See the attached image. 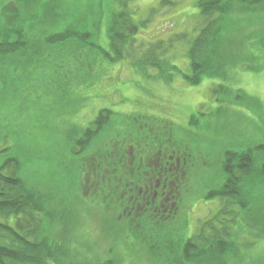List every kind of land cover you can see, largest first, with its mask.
Returning a JSON list of instances; mask_svg holds the SVG:
<instances>
[{
  "label": "trees",
  "instance_id": "1",
  "mask_svg": "<svg viewBox=\"0 0 264 264\" xmlns=\"http://www.w3.org/2000/svg\"><path fill=\"white\" fill-rule=\"evenodd\" d=\"M45 1H36V7L54 0ZM19 3L22 0L8 3L2 14L9 17L6 21L16 23L12 29L16 32L24 23L23 19L16 20L25 18L27 12ZM98 3L102 13L103 3ZM197 8L201 24L187 43L185 70L166 56L175 47V40L182 38L173 36L154 43L135 41L137 24L131 21L130 14L112 7L107 19V46L94 39L102 19L98 14L91 18L92 29H84L86 20L78 18L75 26L67 25L59 33L48 34L43 41L57 44L66 33L70 34L67 40L74 46L55 47L53 53L56 51L63 58L67 52L65 59H73L70 61L76 68V79L90 72L86 80L92 72L96 73L101 65L98 57L104 58L106 64L130 59L131 67L147 78L146 70L154 69V79L169 81L176 74L189 85L199 84L204 77L227 80L233 77L236 66L243 64L246 70L260 71V64L254 61L258 54L264 55L263 28L254 40L258 43H251L230 35L223 22L236 14L264 12V0H197ZM22 40L25 39L20 43L18 39L8 40L4 48L11 49L12 43L26 48ZM131 49L135 54H129ZM170 57L174 59L175 55ZM220 92L231 95L228 102L239 106L242 102L235 99L243 95L251 103L255 101L224 84L212 89L215 95ZM113 114L110 108H101L92 123L70 135L66 146L60 147L62 159L59 158L57 172L64 168L59 165L68 161L69 166L74 164L73 177L68 175V167V176L61 182L48 174L45 177L15 156L0 163V264H125L129 258V263L138 264L144 261V251L152 250L153 244L160 242L176 244L173 264H243L247 256L252 258L258 244L264 246V144L226 149L213 162L202 156L191 158H202L198 166L203 172L207 170L202 198H217L221 204L216 213L202 222L198 234L182 238V230L175 228L174 223L176 208L181 205L190 178L189 165L186 169L188 150L200 155L203 146L191 148L185 142L195 143L197 137L191 131L180 130L169 119L142 114L118 120ZM197 122L196 115H192L190 125ZM180 132L182 136L178 135ZM80 187L89 194H82ZM85 201L102 206L106 213H100L106 216L99 220L102 225L92 234L82 231L84 225L79 227L80 220L88 221L90 214L80 209ZM165 209L169 219L161 213ZM155 224H160L158 230ZM240 236L250 239L251 245L244 247ZM100 240L105 243L100 244ZM254 262L264 264V255Z\"/></svg>",
  "mask_w": 264,
  "mask_h": 264
},
{
  "label": "rangeland",
  "instance_id": "2",
  "mask_svg": "<svg viewBox=\"0 0 264 264\" xmlns=\"http://www.w3.org/2000/svg\"><path fill=\"white\" fill-rule=\"evenodd\" d=\"M29 1L34 3H26L25 0L19 3L27 12L25 18L15 19L17 22L24 20L20 32H16L12 30L16 23L12 24L10 20L7 22L6 18L9 17L2 15L8 8L6 5L15 0H0V40L3 42L0 45V163L7 157L15 156L45 177L48 174L61 182L63 178L66 179L67 167L70 171L68 175L74 176V164L69 166L68 161L62 162L64 165L59 166L64 168L58 171L60 174L57 172L61 158L60 147L66 146L65 141L70 135L77 134L79 129L92 123L101 108H110L115 113L113 117L118 120H128L129 117L142 114L169 119L180 130L191 131L197 137L195 143L184 141L191 148H204L200 155L194 150H188L190 156L187 157L186 169L189 165L190 178L187 179L181 205L176 208L174 223L175 228L182 230V238L198 234L199 226L216 213L221 201L217 198H202L207 187L205 182L208 178L204 176L207 170L203 172L198 166L202 158L196 161L191 158L202 156L208 162H213L226 149L264 144V55L258 54V59L254 61L260 64V71L246 70L243 64L236 66L232 78L223 80L204 77L197 85L186 84L176 74L169 81L159 77L154 79V69L146 70L145 75L149 74L147 78L131 67L130 59L110 65L102 57H98L101 65L96 73L92 72L86 80L90 72L76 79V68L71 66L70 61L73 59H65L68 58L67 52L63 53L64 62H61L63 58H59L56 51L53 53L55 47L74 46L72 41L67 40L70 34L66 33L65 38L58 40L57 44L47 39L44 42L45 36L59 33L67 25L75 26L78 18L86 20L84 29H92L94 21L91 18L99 15L102 19L94 31V39L104 47L108 41L109 12L112 9L124 10L139 27L134 35L135 41L154 43L166 41L173 36L182 38L175 40V47L166 56L169 55L171 61L185 70L186 47L198 33L201 24L197 0H100L103 3L102 13L99 11L98 0H54L53 3L47 0L49 2L45 1L43 7H36V1L42 0ZM236 15L226 18L223 27L230 30V35L234 34L238 40L257 42L254 40L259 37L258 33L264 31V12ZM23 38L25 40H22V45L27 44L28 48L13 43L11 49L4 48L8 46V40L13 42L18 39L20 43ZM62 41L65 43L60 44ZM87 50L93 55L90 48ZM171 54L175 55L174 59L170 57ZM91 55L88 53L87 58L90 59ZM104 66H107L108 71ZM93 74L94 78L91 79ZM220 84L241 94L245 93L255 101L251 103L243 95L235 99L239 104L242 102V106L229 103L231 95L212 93V89ZM192 115H196L197 124L190 125ZM178 135L182 136V133ZM79 190L82 194H89L84 187ZM84 203L81 211L90 214L88 221L79 219V227L84 225L82 231L92 234V230H98L102 225L99 220L106 213L96 203ZM86 206H90V209L87 210ZM167 210L161 213L166 215ZM103 212L105 214H100ZM164 218L169 219L167 215ZM145 222L151 225L149 221ZM158 225L154 227L157 230ZM240 237L244 247L251 245L250 239ZM154 241L157 242V236ZM103 242L100 240L99 243ZM152 248L144 251V261L138 264H173L175 243L160 242L153 244ZM262 254L264 246L258 244L251 253L252 258L247 256L243 264H255L254 261ZM129 259L125 264H134L129 263Z\"/></svg>",
  "mask_w": 264,
  "mask_h": 264
}]
</instances>
